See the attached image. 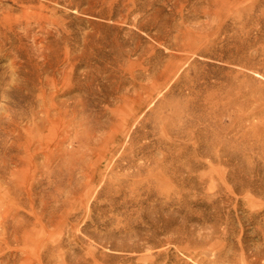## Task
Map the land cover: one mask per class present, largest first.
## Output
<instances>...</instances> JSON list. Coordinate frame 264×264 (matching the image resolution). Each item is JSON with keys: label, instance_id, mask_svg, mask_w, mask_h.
<instances>
[{"label": "rangeland", "instance_id": "1", "mask_svg": "<svg viewBox=\"0 0 264 264\" xmlns=\"http://www.w3.org/2000/svg\"><path fill=\"white\" fill-rule=\"evenodd\" d=\"M71 2L0 22V264H264V0Z\"/></svg>", "mask_w": 264, "mask_h": 264}, {"label": "bare ground", "instance_id": "2", "mask_svg": "<svg viewBox=\"0 0 264 264\" xmlns=\"http://www.w3.org/2000/svg\"><path fill=\"white\" fill-rule=\"evenodd\" d=\"M9 1V3H10V5H8L4 10H5V13L7 12V16H5L6 18H7V20L9 19H11V20H14V21H19V19H24V20H27L28 18H31V17H33V18H35L36 20V22L37 23H39L40 25L41 24H48L49 23V19H50V15H52V12H54V11H56V9L57 8H59V6H61V3H62V5H64V6H66V7H68V6H72V2H71V0H8ZM7 1V2H8ZM101 1H103V0H101ZM135 1V0H134ZM77 3V2H76ZM75 2H74V4H76ZM80 3V2H79ZM1 4V3H0ZM78 5V4H77ZM6 6V5H5ZM76 6V5H75ZM92 6V5H91ZM0 7H1V5H0ZM68 9V8H67ZM70 10V9H69ZM83 11V10H82ZM58 12V11H57ZM56 12V13H57ZM81 12V11H80ZM85 12V11H84ZM1 13V12H0ZM55 13V12H54ZM55 13V14H56ZM86 13V12H85ZM54 14V15H55ZM6 18H4L3 20L5 21V19ZM2 19V18H1ZM53 19V18H52ZM87 19V18H86ZM56 20V19H55ZM4 21L3 22H1V23H3V29H4V24H6V23H8V22H5L4 23ZM56 22V21H55ZM57 23V22H56ZM55 23V24H56ZM9 24V23H8ZM54 24V23H53ZM55 24H54V26H55ZM20 25V24H19ZM18 25V26H19ZM30 25V24H29ZM1 26V25H0ZM11 26V25H10ZM44 26V25H43ZM47 26V25H46ZM48 27V26H47ZM2 28V27H1ZM0 28V29H1ZM6 28V27H5ZM56 28H57V26H56ZM2 30V29H1ZM55 30V29H54ZM6 31V30H5ZM47 31V30H46ZM49 31V34H50V30H48ZM53 31V30H52ZM59 31V30H58ZM58 31H56L55 30V32H58ZM12 32V31H11ZM54 32V31H53ZM5 33H7V31L5 32ZM52 33V32H51ZM1 34V33H0ZM3 34V33H2ZM1 34V35H2ZM55 34V33H54ZM7 35V34H6ZM4 36V35H3ZM59 36V35H58ZM2 37V36H1ZM6 37V36H5ZM8 37V36H7ZM6 37V38H7ZM55 38V37H54ZM56 39V38H55ZM66 41V40H65ZM41 52V51H40ZM51 52V51H50ZM46 53V52H45ZM54 54H55V52H53ZM52 53V54H53ZM58 54V53H57ZM43 55V54H42ZM56 55V54H55ZM44 59H45V57H43ZM49 58V57H48ZM55 58L56 59H58L59 57L56 55L55 56ZM54 59V58H53ZM55 60V59H54ZM61 60V59H60ZM51 61H52V59H51ZM49 63H50V61H49ZM51 64H53V63H51ZM49 65V64H48ZM47 65V66H48ZM55 65H57V64H55ZM51 66V65H50ZM52 67V66H51ZM54 67V66H53ZM47 69V71H48V69L50 68H48V67H46ZM43 69V68H42ZM42 69L40 68V70H41V72H42ZM45 69H44V71L45 72H47ZM50 70V69H49ZM40 72V71H39ZM44 72V73H45ZM35 73V72H34ZM48 73V72H47ZM41 74V73H40ZM50 74V73H49ZM46 76H47V78H50V77H48L49 75H47L46 74ZM46 76H44L45 78H46ZM51 79V83H52V80H54V78L52 79V78H50ZM42 80V79H41ZM48 81V80H47ZM57 81V80H56ZM45 83H46V81H44ZM58 83V82H57ZM50 84V83H49ZM49 84H47V85H49ZM54 85H55V83H54ZM57 85V84H56ZM52 86V85H51ZM50 86V87H51ZM41 87H43V86H41ZM76 87H75V85H68V87L67 88H65V90L62 92V93H60V94H65V93H70L72 90H74ZM42 89V88H41ZM29 90V89H28ZM30 91V90H29ZM53 92V91H52ZM51 92V93H52ZM32 93V92H31ZM42 94H44V93H42ZM46 94V93H45ZM45 94H44V96H45ZM58 95V94H57ZM54 94L52 93V94H50V97L52 98V99H50V105H49V103H48V105L49 106H47V107H49V108H47V107H44V111L42 110V114H44V115H42V117H43V119H45L46 120V118H48V114H49V112L52 110V112L56 115H60L61 116V114L63 113V114H66V115H68V113H69V111H71V112H78L79 111V109H77V101H75V99H74V96H71V97H69L68 99H69V101L70 102H68V103H63V101L62 102H57V101H54ZM41 97H42V95H41ZM40 97V98H41ZM77 98V97H76ZM77 100H81V99H77ZM61 107H60V106ZM82 106H86V102L84 103V102H82ZM87 107V106H86ZM46 112V113H45ZM71 112H70V114H71ZM52 113V114H53ZM51 114V112H50V114L49 115H52ZM69 114V115H70ZM72 115V114H71ZM74 115V114H73ZM65 116V115H64ZM51 117V116H50ZM49 117V118H50ZM43 119H41L40 121H43ZM49 120V119H48ZM39 123V122H38ZM35 124H37V122H35Z\"/></svg>", "mask_w": 264, "mask_h": 264}]
</instances>
